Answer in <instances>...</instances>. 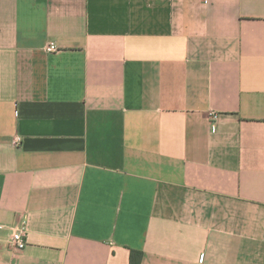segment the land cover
Returning a JSON list of instances; mask_svg holds the SVG:
<instances>
[{
  "label": "crops",
  "instance_id": "crops-1",
  "mask_svg": "<svg viewBox=\"0 0 264 264\" xmlns=\"http://www.w3.org/2000/svg\"><path fill=\"white\" fill-rule=\"evenodd\" d=\"M130 250L264 264V0H0V264Z\"/></svg>",
  "mask_w": 264,
  "mask_h": 264
},
{
  "label": "built area",
  "instance_id": "built-area-1",
  "mask_svg": "<svg viewBox=\"0 0 264 264\" xmlns=\"http://www.w3.org/2000/svg\"><path fill=\"white\" fill-rule=\"evenodd\" d=\"M46 50L48 52H52L55 51V47L52 44H50L49 46H47ZM19 144H20V138L19 137L14 138L13 145L18 146ZM26 237H27V229L25 223H22L12 228L11 242L13 247L17 251H22L26 247L27 244Z\"/></svg>",
  "mask_w": 264,
  "mask_h": 264
},
{
  "label": "trees",
  "instance_id": "trees-1",
  "mask_svg": "<svg viewBox=\"0 0 264 264\" xmlns=\"http://www.w3.org/2000/svg\"><path fill=\"white\" fill-rule=\"evenodd\" d=\"M143 259V253L138 250H130L129 252V264H141Z\"/></svg>",
  "mask_w": 264,
  "mask_h": 264
}]
</instances>
